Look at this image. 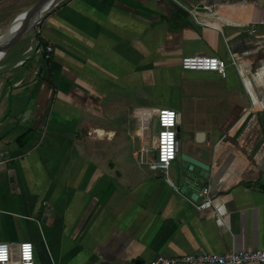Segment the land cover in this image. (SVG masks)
<instances>
[{
    "label": "crops",
    "instance_id": "obj_1",
    "mask_svg": "<svg viewBox=\"0 0 264 264\" xmlns=\"http://www.w3.org/2000/svg\"><path fill=\"white\" fill-rule=\"evenodd\" d=\"M27 1L0 0V39ZM57 1L0 60V242H32L37 264L264 248V26L245 31L264 0ZM137 106L177 113L169 181L137 153ZM197 147L209 167L189 184Z\"/></svg>",
    "mask_w": 264,
    "mask_h": 264
},
{
    "label": "built area",
    "instance_id": "obj_2",
    "mask_svg": "<svg viewBox=\"0 0 264 264\" xmlns=\"http://www.w3.org/2000/svg\"><path fill=\"white\" fill-rule=\"evenodd\" d=\"M204 8L208 6H203ZM195 18V7L188 9ZM258 26H264V16L245 26L247 33H254ZM52 46H45V57L51 56ZM234 63V61H232ZM180 67L184 70L214 71L220 76L226 75L227 61L216 55L184 54L180 58ZM134 134L137 139V153L141 162L148 168L162 175L165 180L171 161L178 150L177 113L172 108L153 109L137 106L132 109ZM210 184L201 187V200L198 209L213 207ZM264 263V248L241 251L230 250L222 253L194 252L181 255H158L149 264H244ZM0 264H37L34 248L30 241L0 242Z\"/></svg>",
    "mask_w": 264,
    "mask_h": 264
},
{
    "label": "water",
    "instance_id": "obj_3",
    "mask_svg": "<svg viewBox=\"0 0 264 264\" xmlns=\"http://www.w3.org/2000/svg\"><path fill=\"white\" fill-rule=\"evenodd\" d=\"M58 4L57 0H44V3L40 8L35 4L31 6L28 10L23 12V19L20 22L15 34L8 37L6 36V41L0 43V52L3 53L0 60L5 57L8 50L13 48L17 42L22 40L27 34L33 32L36 27L40 24L44 15L49 12L53 7ZM31 15V18L29 17ZM196 150L199 152V160L192 158L185 154L184 160L189 162L192 166L188 167V171H184L181 175L182 179L189 184H197L200 176L206 175V170L208 169V165L206 164V160L208 158V150L205 148L197 147Z\"/></svg>",
    "mask_w": 264,
    "mask_h": 264
},
{
    "label": "bare ground",
    "instance_id": "obj_4",
    "mask_svg": "<svg viewBox=\"0 0 264 264\" xmlns=\"http://www.w3.org/2000/svg\"><path fill=\"white\" fill-rule=\"evenodd\" d=\"M43 3H44V0L39 1V2L35 5V8H36V6H37L38 8H40V7L42 6ZM23 17H24V16H23V12L20 13V14L18 15V18L15 20V22L12 24V26H10L11 28H10V33L8 34V37L11 36V35H13V34H15V32H16L18 26L20 25V22H21L22 19H23ZM29 17L31 18V15H30ZM4 41H6V37L0 39V43H3ZM1 55H2V54H1ZM1 55H0V56H1Z\"/></svg>",
    "mask_w": 264,
    "mask_h": 264
},
{
    "label": "rangeland",
    "instance_id": "obj_5",
    "mask_svg": "<svg viewBox=\"0 0 264 264\" xmlns=\"http://www.w3.org/2000/svg\"><path fill=\"white\" fill-rule=\"evenodd\" d=\"M25 5H26V8H27L28 5H29V7H30V5H31V1H27V2L25 3ZM26 8H25V11H26ZM27 10H28V9H27ZM2 54H3V53H2ZM0 55H1V54H0ZM0 57H2V55H1ZM3 58H4V57H3ZM3 58H2V59H3ZM2 59H1V60H2Z\"/></svg>",
    "mask_w": 264,
    "mask_h": 264
},
{
    "label": "trees",
    "instance_id": "obj_6",
    "mask_svg": "<svg viewBox=\"0 0 264 264\" xmlns=\"http://www.w3.org/2000/svg\"><path fill=\"white\" fill-rule=\"evenodd\" d=\"M40 43V36L37 35V38H36V44H39Z\"/></svg>",
    "mask_w": 264,
    "mask_h": 264
}]
</instances>
